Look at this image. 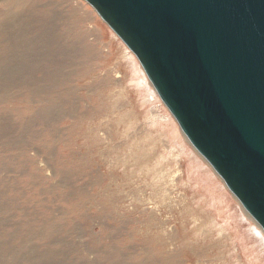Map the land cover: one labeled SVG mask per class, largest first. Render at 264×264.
I'll return each mask as SVG.
<instances>
[{
	"label": "rangeland",
	"instance_id": "374dc122",
	"mask_svg": "<svg viewBox=\"0 0 264 264\" xmlns=\"http://www.w3.org/2000/svg\"><path fill=\"white\" fill-rule=\"evenodd\" d=\"M14 2L0 0V10ZM19 12L13 26L32 34L8 32L27 45H0L8 55L0 57V264H254L240 232L257 223L167 107L148 101L125 44L96 11L85 0H27ZM45 32L55 43L40 38ZM110 66L121 77L107 75ZM32 82L40 96L72 93L75 112L87 113L76 135L68 131L75 118L43 119L38 93L35 111L16 114L26 104L15 97H27Z\"/></svg>",
	"mask_w": 264,
	"mask_h": 264
},
{
	"label": "water",
	"instance_id": "95a60500",
	"mask_svg": "<svg viewBox=\"0 0 264 264\" xmlns=\"http://www.w3.org/2000/svg\"><path fill=\"white\" fill-rule=\"evenodd\" d=\"M264 232V0H85Z\"/></svg>",
	"mask_w": 264,
	"mask_h": 264
},
{
	"label": "bare ground",
	"instance_id": "6f19581e",
	"mask_svg": "<svg viewBox=\"0 0 264 264\" xmlns=\"http://www.w3.org/2000/svg\"><path fill=\"white\" fill-rule=\"evenodd\" d=\"M4 1H8V0H4ZM26 1L27 0H15L14 4H16L17 7H19L20 9L22 7H25L26 5ZM17 7H6L5 9H2L0 10V45L3 44V47H5V45H9L10 48L12 47H15V48H22V46L24 45H27V44H24V43H28V42H25L24 41V38L23 40L20 39V43H19V38L17 39L16 38V35L8 32V29L9 27L11 28L16 22L15 20L20 19V15L21 13L19 12L20 9L17 10ZM34 7V6H33ZM30 10H31V7H29ZM29 11V9H28ZM49 11V9H48ZM26 12V11H25ZM28 14V13H27ZM23 15V14H22ZM16 19H14L15 17ZM24 16V15H23ZM27 16V15H26ZM14 17V18H13ZM51 17V15H50ZM27 18V17H25ZM29 18V17H28ZM25 20V19H24ZM18 21V20H17ZM34 21V20H33ZM20 22H21V19H20ZM23 22V21H22ZM19 23V22H18ZM17 23V24H18ZM20 24V23H19ZM25 24V23H24ZM23 24V25H24ZM31 24V23H30ZM28 25V24H26ZM46 25V24H45ZM45 25H39L40 27L41 26H45ZM18 25L16 26H13L12 29H18L19 27H17ZM42 27V28H43ZM47 27H50V25H48ZM32 28V27H31ZM46 28V27H45ZM25 29V28H24ZM22 28H19V33H16V34H19L22 37H27L28 33H31L30 32H27L26 30H24ZM47 30V29H46ZM91 31V30H90ZM88 33V31L86 32ZM32 34V33H31ZM35 34V32L33 33V35ZM46 34V32H45ZM43 35L41 36L40 38H44L45 42L46 41H53V43H55V41L52 39L54 38V36L52 35ZM90 34V33H89ZM32 37V36H31ZM30 39H34V36ZM84 37V36H83ZM86 37V36H85ZM115 37L116 38H119L116 34H115ZM38 38V39H40ZM82 38V37H81ZM28 39V38H27ZM36 39V38H35ZM37 39V40H38ZM52 39V40H51ZM84 39V38H83ZM31 41V40H30ZM29 41V42H30ZM81 41V40H80ZM24 42V43H22ZM35 43V42H34ZM80 43V42H79ZM39 44V43H38ZM66 44V43H65ZM77 44V43H76ZM53 45V44H52ZM68 45V44H67ZM70 45V44H69ZM89 45V44H88ZM95 45V44H94ZM29 48L27 47V49L29 50H38L36 49L37 47L33 46L31 43L28 44ZM78 46V45H77ZM80 46H83V45H80ZM78 46V48L80 47ZM126 46V45H125ZM8 47V48H9ZM40 47V46H39ZM67 49V48H66ZM10 50V49H9ZM56 51V50H55ZM100 51V50H99ZM9 54L11 56V58H13L15 61H18L19 59L16 58V55H13L12 52L10 51ZM53 54V53H52ZM96 54V53H95ZM75 55V54H74ZM125 55H126V58L128 60H132L131 63H133L134 67L138 70L136 73H135V77H137L139 79V81L142 83V86L144 87V89L147 92V96H148V101L149 102H156V101H161V103L164 105V103L162 102V100L160 99L159 95L157 94V92L155 91V89L153 88V86L151 85V83L149 82L146 74L144 73L138 59L136 58V56L131 52L129 51L128 47L126 46L125 47ZM8 55H5L4 54V51L3 53H0V57H1V60H5V58H7ZM13 56V57H12ZM33 57V56H32ZM79 57V56H78ZM77 58V57H76ZM90 58V57H89ZM73 59V58H72ZM70 60V59H69ZM42 61V60H41ZM61 62V61H60ZM52 63V62H50ZM65 63V62H64ZM38 64V63H36ZM33 65H35V63H33ZM46 65V64H45ZM58 65V64H57ZM61 65V64H60ZM70 65V64H69ZM48 66V65H47ZM50 66V65H49ZM2 67V66H1ZM110 68V69H109ZM107 70V75L110 73V72H115V77H121V73H119L118 71L116 70H113V67H109ZM43 69V67H42ZM134 69V68H133ZM47 70V69H46ZM42 72V71H41ZM38 74V73H37ZM41 74V73H40ZM42 75V74H41ZM60 74L58 73H54V75L51 77V80H52V85L56 84L55 80L60 78L59 76ZM83 75V74H81ZM5 76V75H4ZM6 77V76H5ZM10 77V75H9ZM47 77V76H46ZM49 78V77H48ZM65 78V76H64ZM37 80V79H36ZM41 80V79H40ZM22 81V80H21ZM38 81V80H37ZM36 81V82H37ZM24 82V81H23ZM43 82V81H42ZM25 83V82H24ZM38 83V82H37ZM40 83V81H39ZM38 83V84H39ZM45 83V82H43ZM48 83V82H47ZM51 83V82H50ZM33 84V87H30L28 86L26 89L30 92L27 97H22V98H17L15 97L16 101H19V103L23 102L25 103V107L22 108L21 110L19 108H16L15 112L16 114L18 115H22L23 114V110H27V111H30V110H34L35 111V108L33 106V103L36 102V100L34 99V94L38 93V95L40 96V88L38 87H35L34 86V82H32ZM16 87V86H15ZM49 86H46L45 88H47ZM58 87V86H57ZM2 88V87H1ZM14 88V87H13ZM34 88V89H33ZM50 88V87H49ZM59 88V87H58ZM64 88V87H63ZM15 89V88H14ZM5 91V90H4ZM4 91H0V92H4ZM13 91V90H11ZM21 92V91H20ZM42 92H47V90H42ZM5 93V92H4ZM32 93V94H31ZM53 93V96H51V94ZM8 94V93H7ZM48 97H44V96H40V102L43 106H45L46 110L45 109H41V111H44V113H42V117L43 119H46L47 120V123H54L55 120L58 118H62V119H67V118H75V122L70 126V128H68V131H69V135L70 137L72 135H76L78 133V129L80 128L81 125H83L84 123V120L86 119V115L87 113L86 112H81V114H78L77 112H75V108H74V103L75 101L72 99L71 95L72 93L69 91V90H64L62 93H59L57 90H53L51 93L48 91L47 93H45V95H48ZM2 95V94H1ZM0 95V96H1ZM6 95V94H4ZM37 95V96H38ZM7 96V95H6ZM18 96V95H17ZM3 97V95H2ZM13 97V96H12ZM96 99H100L98 101H101L102 99V96L100 94H96L95 95ZM3 100H4V97H3ZM2 100H0L1 102ZM6 101V100H5ZM66 102L69 106H66V107H59V104H57L56 102ZM3 102V101H2ZM18 103V102H17ZM18 103V104H19ZM161 104V105H162ZM38 106V105H37ZM80 107V106H79ZM65 109L61 114H57V110L58 109ZM166 111V110H165ZM167 112V111H166ZM5 113V112H4ZM39 113V112H38ZM41 113V112H40ZM89 113V112H88ZM10 113H8L9 115ZM2 115V113H1ZM169 116V120L173 122V126H174V129H177L176 128V124H175V121L172 119L171 115L168 114ZM10 116V115H9ZM91 116V115H89ZM20 117V116H18ZM37 117V116H36ZM160 117L162 118V120L164 121V123L167 121L168 117H165L163 119L162 115H160ZM3 118V117H2ZM28 118V117H27ZM26 120V119H25ZM32 120V119H31ZM40 120V119H39ZM37 119V121H39ZM49 120V121H48ZM158 120V118H157ZM3 122V121H2ZM19 122V121H18ZM17 122V123H18ZM159 122V120H158ZM5 124V122H3ZM10 123V122H9ZM157 123V122H156ZM35 125V124H34ZM157 125V124H156ZM9 126H11L9 124ZM26 127V126H25ZM159 127V126H158ZM31 128V127H30ZM29 129V128H28ZM161 129V128H160ZM163 129V127H162ZM17 130V129H16ZM26 130V129H25ZM164 130L167 131V127L164 126ZM164 130H162L164 133ZM13 131V130H12ZM161 132V131H160ZM179 132V130H178ZM6 133V132H5ZM27 133V132H26ZM58 133V132H57ZM93 133V130H88L86 129L84 131V134H92ZM33 136V135H32ZM8 137V136H6ZM25 137V136H24ZM34 137V136H33ZM54 138V137H53ZM52 138V139H53ZM13 139V138H12ZM25 139V138H24ZM23 139V140H24ZM14 140V139H13ZM70 139L69 138H65L61 141L62 142H67L69 141ZM175 140V139H174ZM12 141V140H11ZM9 141V142H11ZM20 141V140H19ZM26 141V140H25ZM55 141V139H54ZM184 141V140H183ZM187 141V140H186ZM5 142V141H4ZM186 144V143H185ZM4 145V144H3ZM27 145V143H26ZM15 147V146H14ZM184 148V147H183ZM182 148V149H183ZM193 148V147H192ZM185 149V148H184ZM8 150V149H7ZM50 151V150H49ZM196 151V150H195ZM37 153V152H36ZM191 156H190V159L192 157V159H194L196 161V165L197 166H203L204 164L202 163V161L198 158V156L196 155V153L192 150L191 152ZM72 155V154H71ZM25 156V155H24ZM26 158V157H25ZM203 158V157H202ZM3 160V159H2ZM205 160V159H203ZM207 162V161H206ZM1 164V163H0ZM215 172V171H214ZM212 175H214L212 173ZM215 177V175H214ZM14 186V185H13ZM15 187V186H14ZM222 187V186H221ZM11 189V188H10ZM223 189V188H222ZM225 190V188L223 189ZM23 195V194H22ZM21 198V197H20ZM239 202V201H238ZM243 208V207H242ZM247 216H249L248 214H246ZM22 216V215H21ZM233 216L230 217V219L232 218ZM4 219V218H3ZM228 220V218H226ZM234 219V218H233ZM252 219V218H251ZM230 223V221H229ZM255 224V223H254ZM248 234L246 232H240L239 234L241 235L242 237V246H243V251H244V254L246 256L247 259H249L252 263H256V264H263L264 262H261L263 260V257H264V232L262 231V229L256 224V225H253V224H250L248 225V230H247ZM242 248V247H241ZM16 262V261H15Z\"/></svg>",
	"mask_w": 264,
	"mask_h": 264
}]
</instances>
